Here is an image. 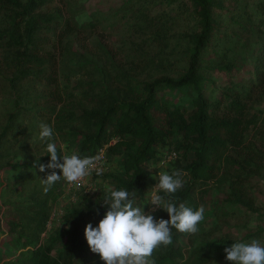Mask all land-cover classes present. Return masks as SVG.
Returning a JSON list of instances; mask_svg holds the SVG:
<instances>
[{"label": "trees", "instance_id": "obj_1", "mask_svg": "<svg viewBox=\"0 0 264 264\" xmlns=\"http://www.w3.org/2000/svg\"><path fill=\"white\" fill-rule=\"evenodd\" d=\"M53 1L0 0V46L4 50L0 54V78L5 76L4 80L11 86L27 81L45 82L50 87L57 85V61L46 51L49 41L41 35L42 30L57 22L54 15L42 13ZM177 1L168 0V5ZM227 1L179 0L182 9L194 17L197 24V30L190 36L189 65L183 75L178 78L165 75L133 87L128 83L131 99L121 96L118 86L111 92L106 88L102 96L94 99L100 107L83 109L80 113L43 107L36 101L26 113L18 111L9 116L8 124L0 130V148L8 137H22L28 146L27 167H35L31 170L37 174L40 164L50 162L47 142L40 139V125L46 123L53 128L54 136L58 134L67 142H73L81 158L95 157L101 149H105L107 158L120 156L121 173L96 175L109 179L113 190H127L131 199L138 200L145 197L147 188L155 182L154 174L158 169H151V163L160 160L163 150L173 151L180 159L168 174L180 170L183 187L172 195L160 192L165 200L174 202L177 207L185 203L196 210L201 205L204 208L209 205L215 190L218 213L228 215L227 207L240 208L246 215L264 220V109L253 105L256 94L264 89V0L255 6L258 22L242 25L249 39L258 43L248 58L251 63L248 79L241 78L236 84L229 79L214 95L216 83L202 73V59L216 37L215 14L229 10ZM124 3L132 2L124 0ZM148 10L145 6L136 12L147 18ZM94 20L82 27L67 21L63 33L95 30L102 21L98 17ZM152 20L149 18L150 22ZM226 59L224 55V61L210 67L209 71L230 75L235 65ZM115 82L126 84L120 79ZM46 90L57 104L63 103L61 93ZM177 92L180 95L176 99L173 94ZM185 97L188 106L183 103ZM75 119L87 129H64ZM17 121L22 124L17 125ZM28 129L30 133L26 135ZM57 152L62 155L60 148ZM1 158L0 154V161ZM56 171L59 174V170ZM42 179L40 175L36 179L14 177L9 193L16 200L7 202V210L0 205V218L8 232L5 242L18 253L9 259L0 249V264H104L98 254L90 251L84 230L89 223L98 226L108 210L103 204L105 198L83 194L76 204L64 210L60 225L53 226V233H49L58 194L55 190L64 180L45 192ZM161 218L169 219L163 209L157 220ZM223 226L234 227L230 217L224 218ZM243 228L246 230L244 240L264 235L263 225L251 228L245 224ZM171 233L172 243L161 245L153 253L156 264H210L209 253L214 247H230L232 243L241 242L231 232L216 244L206 241L199 244L202 235L198 232L188 235L173 228Z\"/></svg>", "mask_w": 264, "mask_h": 264}, {"label": "rangeland", "instance_id": "obj_2", "mask_svg": "<svg viewBox=\"0 0 264 264\" xmlns=\"http://www.w3.org/2000/svg\"><path fill=\"white\" fill-rule=\"evenodd\" d=\"M130 1L132 3L126 5L124 0H54L45 6L42 13L54 15L57 20L54 26L41 31V35L49 41L45 47L46 51L57 61V85L50 87L45 82L27 81L22 85L11 86L4 80L5 76L0 78V130L8 124L10 115L18 111L26 113L36 101H40L43 107H56L58 111L67 109L80 113L83 109L100 107L101 104H95L94 99L102 96V91L106 88L111 92L118 86L122 90L121 96L131 99L132 96H128L127 92L128 83L130 87H133L165 75L174 78L183 75L189 65V50L192 46L190 36L197 30L195 18L182 9L179 0L172 6L168 5V0ZM259 1L228 0L226 5L229 10L226 12L225 9L215 14L216 37L202 59V73L208 75L216 83L214 95L226 85L229 79L236 84L240 83L241 78L248 79L249 77L251 63L248 58L251 57L258 43L249 39L242 25L247 26L250 22H258L255 6ZM145 6L149 7L147 18L136 12L140 7ZM94 17L102 21L99 28L95 30L78 29L70 34L63 33L65 22H76L79 27H82V25L95 21ZM149 18L153 20L150 22ZM3 51V46H0V54ZM224 55L227 57L226 60L235 65V71L230 75L225 72L211 73L209 68L220 65L224 61ZM116 79L126 84H116ZM92 82L99 86H92ZM46 89L61 93L63 103L57 104L51 96L47 95L48 90ZM179 95L180 93L177 92L173 94V97L177 99ZM185 100L183 103L188 106V99ZM253 105L264 109V89L256 94ZM19 124L22 123L17 121V125ZM73 128L87 129L78 119L64 127V129ZM18 131L19 129L16 132ZM29 133L28 129L26 135ZM22 139V137L19 139L8 137L0 148L2 156L0 205H4L5 210L8 209L9 203L7 202L16 200L9 193L14 177L20 175L26 179H36V176L40 175L46 178L50 173L46 169L45 172L35 174L31 170L35 167H27L28 146ZM53 142L56 143L57 148L61 149L62 155L78 154L75 144L71 141L67 142L58 134L54 136ZM178 159L180 158L176 152L163 150L160 160L151 163V169H158V172L154 174L155 182L147 188L143 199L134 198L136 206L146 204L145 213L149 212L147 203L150 201L152 188L158 183V175L162 172L168 173L177 165ZM104 167L106 170L103 174L121 173V157L107 158ZM83 182L84 186L70 189L63 181V185L55 190V194L57 191L58 194L54 204L67 209L76 204L79 197L81 198L87 191L98 199L106 198L107 190L113 189L109 179L98 177L96 174L89 175ZM211 197V202L204 208V219L199 224L198 234L202 235L198 241L199 244L202 241L216 244L217 240L223 239L224 235L231 232L241 242L248 243L255 239L264 245V240H262L264 235L244 240L246 230L243 228L245 224L251 228L264 226L263 219L248 216L245 210L233 207H227L228 215H222L216 209L217 193L215 190L212 191ZM161 212L162 209H157L153 213L154 218L157 219ZM227 217L231 218L234 225L230 229L223 226L224 218ZM57 225L59 223L54 221L48 226L49 233H53V226ZM7 233L4 220L0 218V249L5 258L11 259L18 253L7 244L8 242H5ZM49 236L50 234L46 240ZM226 247H214L209 253L210 264L213 262L230 264L224 252Z\"/></svg>", "mask_w": 264, "mask_h": 264}, {"label": "clouds", "instance_id": "obj_3", "mask_svg": "<svg viewBox=\"0 0 264 264\" xmlns=\"http://www.w3.org/2000/svg\"><path fill=\"white\" fill-rule=\"evenodd\" d=\"M40 139L47 142L46 152L50 156L48 164H40L39 171L51 170L42 179L47 192L56 182L63 179L69 185L79 186L93 170L100 174L97 167L98 158L83 157L78 154L59 155L54 140V130L46 123L40 125ZM59 170V174L57 171ZM180 170L172 174L162 172L158 175V183L153 187L150 197L149 212L145 213L143 206H136L127 190L109 188L103 201L107 211L93 227L89 223L84 230V236L90 251L98 254L104 264H156L152 259L154 251L161 245L172 243L171 230L193 235L199 231L198 225L204 219V206L193 210L180 203L179 206L165 200L160 192L172 195L183 187ZM132 196L135 193L131 194ZM157 209L167 212L169 219H155L153 213ZM226 260L230 264H264V245L259 240L251 242H235L224 249ZM215 264V262H213Z\"/></svg>", "mask_w": 264, "mask_h": 264}, {"label": "built area", "instance_id": "obj_4", "mask_svg": "<svg viewBox=\"0 0 264 264\" xmlns=\"http://www.w3.org/2000/svg\"><path fill=\"white\" fill-rule=\"evenodd\" d=\"M95 157L98 158L97 167L100 168V169H102L101 173L105 172L106 169H105V167H104V164H105V161L107 160L106 153H105V149H101V150L99 151V153H98ZM93 174H97V172H96L95 170H93V171L91 172L90 175H93ZM83 181H84V180H83ZM83 181L80 183L79 186H76V185H69L68 183H67V184H68V187H69L70 189H72V188H74V187L84 186L85 183H84ZM87 194H92V193L89 192V191H87ZM57 206H59V205H58V204H55V205L53 206V209H52V215H51V220H50V222H49V226H50L54 221L58 222L59 225H60L61 220H62V218H63V216H64V210H65V209H64V206H63V208H60V207H57ZM59 225H57V226H59Z\"/></svg>", "mask_w": 264, "mask_h": 264}]
</instances>
